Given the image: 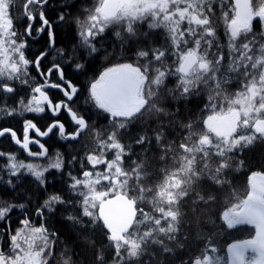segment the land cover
Returning a JSON list of instances; mask_svg holds the SVG:
<instances>
[{
	"label": "snow or ice",
	"instance_id": "1",
	"mask_svg": "<svg viewBox=\"0 0 264 264\" xmlns=\"http://www.w3.org/2000/svg\"><path fill=\"white\" fill-rule=\"evenodd\" d=\"M213 2L96 0L94 8L87 10L86 18L77 20L80 46L87 50L88 55L101 51L97 45L106 38V29L113 25L119 26L130 39L135 38L139 42L138 25L146 23L149 29H163L165 39L170 41L168 48L149 43L136 52L138 58L144 59L143 64H118L105 70L91 83L89 99L98 109L109 114L115 130L105 140L98 141L100 154L88 155L87 160L92 168L101 164L106 167L95 173L85 170L82 178L68 173L69 187L82 199L79 201L80 215L69 214L65 218L82 226L85 217L89 225L99 224L114 247L115 256L119 258L118 264H123L125 260L128 264H145V258H151L153 245H161L164 253L174 254L173 248L165 244L161 237L176 239L175 234L179 231L183 216L181 201L195 197L193 203H209L214 197L209 195L205 199L196 192L201 182L207 179L217 186L229 183L225 172L233 167L234 157L231 154L252 145L257 138L264 140V43L257 45L254 37L248 39V35L253 33L254 20H258L264 30V0H257L256 3L254 0H232L227 10L222 12L227 38L226 53L225 45L219 42L217 36ZM48 3L49 0H22V4L19 0H0V93L15 94L16 86L12 82L27 84L30 66L43 77L42 84L31 87L32 94L27 103L21 97L19 108L4 107L0 108V112L12 116L23 115L25 112L44 114L50 111L52 116L58 117L63 110L75 126L68 133L63 122L54 120L41 130L29 119L24 121L22 140L10 128L0 130V137L10 133L14 143L33 158L48 156V149L40 139L30 138V132H35L36 137L41 138L57 134L66 140H78L81 133L88 135L92 131L88 121L73 107L79 90L65 79L61 65L54 64L46 72L41 71L40 62L48 53L42 52L35 59H29L25 52L27 40L18 39L14 26V13L17 11L27 21L24 35L32 36L33 24L39 19L41 24L36 31L43 33L47 28L49 46L55 45L51 24L44 12V5ZM220 3L225 4L226 0H220ZM59 19L63 20L64 16L61 15ZM115 35L121 37V32L116 31ZM142 35L147 38L149 34L144 32ZM190 43L191 47L188 46ZM214 46L216 51L212 52ZM167 56L173 58L175 65L171 70ZM82 67V64L76 65L77 69ZM150 71L154 72L151 77ZM53 72L57 73L62 84L48 83ZM170 75L177 78L174 88L165 86ZM233 82L239 84L235 92L229 88ZM46 88L58 89L64 99L54 101ZM161 89L174 100H187L190 96L206 93L207 103L204 107L210 114L203 121L204 131L193 130L192 123L185 125L187 134L175 146L182 151L173 154L178 167L165 171L162 181L154 190L139 182L142 176L140 165L131 172L124 169V157L128 153L118 137L120 130L140 120L145 111L164 112L163 108L157 107ZM155 140L164 155L173 151L174 145L165 142L163 128L155 133ZM146 141L147 137L141 135L135 143L145 144ZM31 144L37 145L40 151H32ZM105 149L114 150L111 160L105 158ZM6 155L9 177L19 178L22 172L30 174L42 187L46 185L47 172L51 169H64V161L59 153L54 160L49 158L50 162L44 166L17 160L15 154L0 151V157ZM164 155L161 159H164ZM132 174H135L136 183L131 188L134 194L130 196L129 180ZM0 181L15 187L11 178L4 180L0 176ZM145 200L152 205L158 216L138 207V202ZM236 200L223 212V221L230 229L250 225L256 230L255 237L233 243L228 248L227 261L216 255L215 247L209 246L204 249L203 258H196L192 264H264V173H252L245 197L237 196ZM57 205L75 206V202L59 194H49L37 209L41 221L46 212L57 211ZM23 207V204L0 207V221H4L13 208ZM20 224L22 227L10 235L9 251L6 253L0 249V264H48L57 234L50 233L43 223L36 226L27 217L21 219ZM141 226L145 227L142 229ZM8 230L11 231L10 220ZM249 253L252 255L249 256ZM70 259H63V264H70Z\"/></svg>",
	"mask_w": 264,
	"mask_h": 264
},
{
	"label": "trees",
	"instance_id": "2",
	"mask_svg": "<svg viewBox=\"0 0 264 264\" xmlns=\"http://www.w3.org/2000/svg\"><path fill=\"white\" fill-rule=\"evenodd\" d=\"M22 4V0H19ZM96 0H49L44 5L46 18L51 24V32L55 38V45L49 46L48 29L43 33L36 31L40 26L39 19L33 24L32 36L24 35V27L27 21L23 15L17 11L14 13V26L18 33V39L27 40L26 56L29 59H35L40 53L47 52V56L41 60V71L46 72L52 65L60 64L64 71V77L78 88L74 109L88 121L91 133L85 135L81 133L78 140H66L57 134L48 137H36L35 132H30V138L40 139L48 149V156L44 158L29 157L25 150L14 143L10 133L0 137V151L6 154H15L17 160L25 162L40 163L47 165L51 158L54 160L57 153L64 161L63 171L51 169L45 174L46 185L42 187L38 181L30 174H21L19 178L9 177L7 174V155L0 157V176L4 180L12 179L14 188L9 187L3 181H0V198L6 199L8 204H23L24 207L13 208L11 212L27 213L34 212L40 208L49 194H59L66 200L75 202V206L57 205V211L45 214L46 227L57 234L54 252L55 259H70V264H118L119 258L115 256V250L112 243L106 238L105 230L99 224L95 226L88 224V218H83V226L67 220L65 217L69 214L80 215L79 201L82 199L78 193L69 187L70 177L68 173L82 178V172L85 170L103 171L105 165L92 168L87 160L88 155H99V140H105L107 135L114 131L113 121L109 114L98 109L89 99L91 83L105 71L107 68L114 67L122 63L143 64V58H138L136 52L145 48L149 43L153 46L161 47L159 36L148 35L147 38L141 37L139 42L135 38H129L122 29L115 30L111 27L105 32V39L97 45L100 52L88 55L87 50L81 48L78 33L77 20L86 18L87 10L94 8ZM63 15L64 19L59 17ZM19 16V19L16 17ZM216 17H220L217 12ZM139 28L138 35L143 31ZM116 31L121 32V37L115 35ZM144 33V32H143ZM77 64H82L80 69ZM27 84H21L18 81L12 82L16 86V93H0V108H19V99L22 97L27 103L31 98V87L43 83V77L33 67H29V76ZM48 83H63L59 80L56 72H53ZM239 89L237 82L232 83L230 91L235 92ZM50 98L54 101L64 99L58 89H45ZM202 95V93H201ZM190 96L186 103L180 104V100H174L171 97H164L161 90L157 99V107L163 108L164 112L145 111L143 117L131 123L126 129L120 130L119 140L126 146L128 153L124 157L123 167L131 172L133 168L140 165L142 173L140 183L147 187L159 184L165 171H169L170 160L160 151L155 133L161 128L164 130L165 142L175 146L187 134L185 125L193 124V130L203 131L200 124L210 114L204 107L205 103L202 97ZM33 120L41 130L54 120H60L64 123L68 133L75 128L69 115L61 111L58 117L51 115L50 111L44 114L23 113V115L7 116L0 112V130L10 128L17 133V136L23 139V124L26 120ZM200 120V121H199ZM87 131V130H86ZM247 133L248 130H242ZM55 133V130H54ZM99 134V135H97ZM238 134H240L238 132ZM147 137L145 144H136L139 136ZM196 139V137H194ZM150 141V142H149ZM32 151H40L37 145L31 144ZM164 155V159L161 156ZM234 159L233 167L226 170L225 177L229 183L223 186L214 185L211 181H202L201 186L196 189L205 199L209 195L214 197L209 203L201 201L193 203L195 197H188L181 201V217L179 231L175 234L176 239L165 242L173 248L174 254L164 253L161 245H153L150 253L151 258H145V264H188L196 258H203L204 249L212 246L217 249L216 255L226 261L228 248L233 243L242 242L255 237V229L250 225H240L235 228H228L222 219V214L234 203L236 197L244 198L248 190V180L252 173H264V140L257 138L252 145L237 149L231 154ZM106 159L111 160L114 156V150H104ZM75 157V159H73ZM135 161V163H133ZM242 161V163H241ZM123 179V178H122ZM136 183L135 174L129 180V195H133L131 188ZM99 187V186H98ZM1 200V199H0ZM138 207H143L146 212L152 215H159L152 209V205L145 200L138 202ZM150 224V222H149ZM142 229L145 226H141ZM210 242V245H209ZM183 245V247H180ZM211 254V253H209ZM123 255V252H122ZM123 264H128L126 260Z\"/></svg>",
	"mask_w": 264,
	"mask_h": 264
},
{
	"label": "flooded vegetation",
	"instance_id": "3",
	"mask_svg": "<svg viewBox=\"0 0 264 264\" xmlns=\"http://www.w3.org/2000/svg\"><path fill=\"white\" fill-rule=\"evenodd\" d=\"M220 0H214L213 4H212V11L214 13L215 10H227V7L229 4H231L232 0H226V3L223 5L218 4ZM257 0H254V3H256ZM231 16V13L229 14ZM215 24H216V32H217V36L219 39V42L225 45V53L227 52L226 49V44H227V38L225 36V28H224V24H223V20L221 19H215V16L213 17ZM187 25H184L183 27H186ZM160 41H161V48H168L170 45V41H167L165 39L166 34L164 33V30L162 32H160ZM255 39V41L257 42V45L259 43H264V30H262L261 25L259 23L258 20H254L253 21V33H250L248 35V39ZM186 39H189L188 37H185ZM139 39H141V36H139ZM243 39V38H242ZM189 47L192 46V44L190 43L188 45ZM181 47H183V44H181ZM212 52L216 51L215 46L213 47V49L211 50ZM168 60V67L169 70L173 69L175 67V65L173 64V58L171 56H167L166 57ZM211 58V53H210V57ZM226 60H227V55H226ZM137 63H134V65ZM151 75H154V72L150 71V77ZM176 77L175 76H169L166 81H165V86L168 88H174L176 85ZM229 88H232V84L229 86ZM164 93V97L170 98V96L163 90L161 89ZM206 93H203L200 97L203 98L204 103H207V99L206 98ZM180 104L182 103H186L187 100L184 99H180ZM200 121V120H199ZM200 127L203 131H204V127H203V122L200 124ZM0 207L3 206H7L6 205V199H2L0 198ZM27 217L29 220H31L36 226H39L41 223H43L46 227V219L44 218L43 221H41V218L37 215V209L34 212H27V213H14V212H10L8 216L5 217L4 221H0V249H3L6 253L9 251L10 248V235L11 234H15L16 230L20 227H22V225L20 224L21 219ZM10 220V228L11 231L9 232L8 230V221ZM255 229V228H254ZM49 232L51 233L52 231H50V229H48ZM254 238V237H253ZM252 238V239H253ZM57 237H55V242H56ZM55 242L53 244V248H52V256L49 258L48 260V264H63V259H54L55 257V252H54V247H55ZM232 245V244H231ZM230 245V246H231ZM45 255L47 256V253H45ZM249 256L252 255V253L248 254Z\"/></svg>",
	"mask_w": 264,
	"mask_h": 264
},
{
	"label": "rangeland",
	"instance_id": "4",
	"mask_svg": "<svg viewBox=\"0 0 264 264\" xmlns=\"http://www.w3.org/2000/svg\"><path fill=\"white\" fill-rule=\"evenodd\" d=\"M218 4H220V5H223V4H221L220 3V1L218 2ZM224 10H215L214 11V16H215V19H221V20H223L222 19V12H223ZM226 11V10H225ZM219 13L220 14V17H216V13ZM230 14V13H229ZM230 16V15H229ZM111 27H113V29L115 28V30H120V29H122V28H120L119 26H116V25H113V26H111ZM110 27V28H111ZM138 27L140 28H142V29H144L143 31H141V33H143V32H147L149 35H151L152 33V35H154V36H159V38H160V32H162L163 31V29H149V28H147V24L145 23V24H143V25H138ZM110 28H108V29H106V31H108ZM138 36H141V37H143V35L141 34V35H138ZM108 69V68H107ZM106 69V70H107ZM104 72V71H103ZM102 72V73H103ZM97 80V79H96ZM203 94V93H202ZM206 99V98H205ZM226 106V105H225ZM180 151H182V150H179V149H173V151L172 152H169L167 155H166V157H167V159H168V161L170 160V168L168 169L169 171H171V170H173L174 168H176V167H178V163H177V161L176 160H174L173 159V154L174 153H176V152H180ZM199 159V158H198ZM40 164V163H39ZM42 165V164H41ZM97 167H99V165L97 166ZM203 181H209V180H207V179H205V180H203ZM161 239H164L166 242H170V240H167L166 238H164V237H161ZM230 247V246H229ZM227 259H226V261L228 260V255H227V257H226ZM126 262H127V260H126Z\"/></svg>",
	"mask_w": 264,
	"mask_h": 264
},
{
	"label": "water",
	"instance_id": "5",
	"mask_svg": "<svg viewBox=\"0 0 264 264\" xmlns=\"http://www.w3.org/2000/svg\"><path fill=\"white\" fill-rule=\"evenodd\" d=\"M228 251V250H227Z\"/></svg>",
	"mask_w": 264,
	"mask_h": 264
}]
</instances>
